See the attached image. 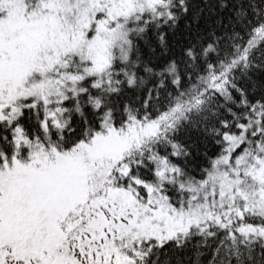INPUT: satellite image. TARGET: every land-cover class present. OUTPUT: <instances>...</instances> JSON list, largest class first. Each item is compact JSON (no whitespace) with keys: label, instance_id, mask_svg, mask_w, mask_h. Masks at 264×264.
I'll return each instance as SVG.
<instances>
[{"label":"snow or ice","instance_id":"obj_1","mask_svg":"<svg viewBox=\"0 0 264 264\" xmlns=\"http://www.w3.org/2000/svg\"><path fill=\"white\" fill-rule=\"evenodd\" d=\"M0 264H264V0H0Z\"/></svg>","mask_w":264,"mask_h":264}]
</instances>
